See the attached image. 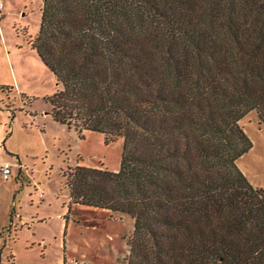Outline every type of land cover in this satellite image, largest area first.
Returning <instances> with one entry per match:
<instances>
[{
  "label": "trees",
  "instance_id": "trees-1",
  "mask_svg": "<svg viewBox=\"0 0 264 264\" xmlns=\"http://www.w3.org/2000/svg\"><path fill=\"white\" fill-rule=\"evenodd\" d=\"M31 47L52 118L122 139L117 171L63 176L133 219L125 264H264V186L236 164L239 120L264 124V0H42Z\"/></svg>",
  "mask_w": 264,
  "mask_h": 264
},
{
  "label": "rangeland",
  "instance_id": "rangeland-1",
  "mask_svg": "<svg viewBox=\"0 0 264 264\" xmlns=\"http://www.w3.org/2000/svg\"><path fill=\"white\" fill-rule=\"evenodd\" d=\"M0 264H125L133 219L121 212L70 204L64 173L75 165L117 171L122 139L77 131L54 120L48 98L53 72L31 47L42 0H0ZM251 148L236 164L264 186V124L250 111L239 120Z\"/></svg>",
  "mask_w": 264,
  "mask_h": 264
},
{
  "label": "built area",
  "instance_id": "built-area-1",
  "mask_svg": "<svg viewBox=\"0 0 264 264\" xmlns=\"http://www.w3.org/2000/svg\"><path fill=\"white\" fill-rule=\"evenodd\" d=\"M1 7V2H0ZM0 174L3 179L7 180L11 175V164L9 161L5 160L0 156Z\"/></svg>",
  "mask_w": 264,
  "mask_h": 264
}]
</instances>
